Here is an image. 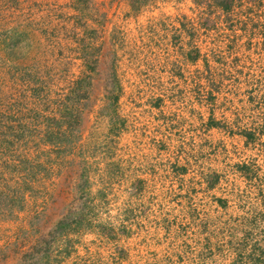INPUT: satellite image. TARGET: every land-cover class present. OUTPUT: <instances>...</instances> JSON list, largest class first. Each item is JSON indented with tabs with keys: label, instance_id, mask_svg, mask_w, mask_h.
Returning a JSON list of instances; mask_svg holds the SVG:
<instances>
[{
	"label": "rangeland",
	"instance_id": "1",
	"mask_svg": "<svg viewBox=\"0 0 264 264\" xmlns=\"http://www.w3.org/2000/svg\"><path fill=\"white\" fill-rule=\"evenodd\" d=\"M0 264H264V0H0Z\"/></svg>",
	"mask_w": 264,
	"mask_h": 264
},
{
	"label": "trees",
	"instance_id": "2",
	"mask_svg": "<svg viewBox=\"0 0 264 264\" xmlns=\"http://www.w3.org/2000/svg\"><path fill=\"white\" fill-rule=\"evenodd\" d=\"M193 1L199 4L206 0H193ZM211 1L213 2V4H215L222 10L228 11V9H230L236 2L240 3L241 0H211ZM246 1L250 2L251 0H246Z\"/></svg>",
	"mask_w": 264,
	"mask_h": 264
}]
</instances>
